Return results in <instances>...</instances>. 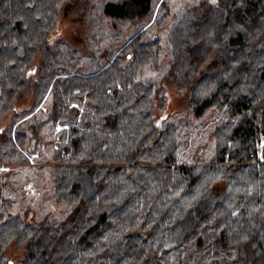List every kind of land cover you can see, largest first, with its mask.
<instances>
[{
	"label": "trees",
	"instance_id": "1",
	"mask_svg": "<svg viewBox=\"0 0 264 264\" xmlns=\"http://www.w3.org/2000/svg\"><path fill=\"white\" fill-rule=\"evenodd\" d=\"M68 1L0 0V125L18 98L34 92L33 108L51 98L54 197L78 205L69 221L31 225L5 218L0 195V264H12L14 242L17 264H264V0H202L205 14L174 26L175 48L216 63L192 79L187 113L160 117L142 74L159 67L161 38L140 30L85 56L54 39ZM103 5L113 28L157 8L161 26L169 12L165 0ZM205 117L220 124L210 160L194 150ZM5 134L0 162L27 161L28 133Z\"/></svg>",
	"mask_w": 264,
	"mask_h": 264
},
{
	"label": "rangeland",
	"instance_id": "2",
	"mask_svg": "<svg viewBox=\"0 0 264 264\" xmlns=\"http://www.w3.org/2000/svg\"><path fill=\"white\" fill-rule=\"evenodd\" d=\"M106 1L95 0L93 6L71 0L61 7L60 17L57 23L54 39H61L70 46L76 48L83 55H95L100 50L107 49L114 40L122 43L138 31H147L146 37L158 36L163 44V57L159 67L150 65L142 74V79L151 82L157 90L155 98L154 115H173L177 112L187 113L192 82L197 81L211 65L216 63L213 52L208 55L207 47L201 48L208 55L199 57L191 52L186 55L175 48L173 35L174 26L188 21L186 16L205 14L208 11L206 2L202 0H165L169 6V12L164 18L163 25L159 26L157 19L161 3L156 14L146 20H128L117 22V27L111 26V21L103 14V4ZM161 0H159L160 2ZM220 4L229 5L232 0H217ZM100 20L98 27L94 26V17ZM163 17V13L160 18ZM156 19V21H155ZM184 22V23H183ZM42 56H37L32 69L38 70ZM194 63V67L193 66ZM191 65V66H190ZM191 67V68H190ZM193 79V81H192ZM165 100L163 108L160 103ZM34 92H30L18 98L4 116L0 129L5 131L12 128L14 132L28 133V142L25 148L27 161L0 162V195L6 199L5 203L10 208L2 210L5 218L17 216L23 222L38 225L41 222L56 223L69 221L70 213L78 208V205H67L56 202L54 197V162L57 155L58 138L56 130L48 114L52 106L49 96L39 106L33 108ZM29 109L31 111H29ZM186 111V112H185ZM207 117L199 120L203 129L195 131L196 147L195 154L201 151L203 160H210L215 154V129L220 127L211 122ZM33 124H41L38 135H31L30 127ZM5 131L0 133V142L5 140ZM189 132V131H187ZM198 135V136H197ZM8 261L17 264L25 255L22 246L15 242L6 249Z\"/></svg>",
	"mask_w": 264,
	"mask_h": 264
}]
</instances>
